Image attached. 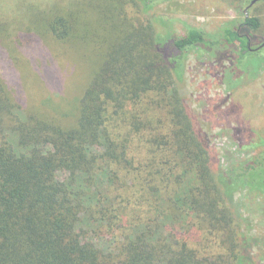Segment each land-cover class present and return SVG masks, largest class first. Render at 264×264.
I'll list each match as a JSON object with an SVG mask.
<instances>
[{"label":"trees","instance_id":"obj_1","mask_svg":"<svg viewBox=\"0 0 264 264\" xmlns=\"http://www.w3.org/2000/svg\"><path fill=\"white\" fill-rule=\"evenodd\" d=\"M61 1L17 6L29 30L99 62L71 125L24 108L0 73V264H244L229 201L245 187L264 192V136L214 171L181 86L194 49L228 59L237 85L259 15L245 32L231 20L216 34L186 23L178 33L176 18L153 12L176 0ZM7 26L0 14L5 38ZM23 35L25 46L37 37Z\"/></svg>","mask_w":264,"mask_h":264},{"label":"rangeland","instance_id":"obj_2","mask_svg":"<svg viewBox=\"0 0 264 264\" xmlns=\"http://www.w3.org/2000/svg\"><path fill=\"white\" fill-rule=\"evenodd\" d=\"M19 1L0 0V14L8 19L7 31L13 32L8 39L0 34L1 44L8 48L4 60L0 55V73L24 108L71 125L79 97L99 58L96 60L97 56L85 47L74 49L72 43L44 34L42 28L29 30L18 9ZM49 1L36 0L43 8ZM251 1H245L238 11L235 7L243 4L242 0H176L161 4L153 12L176 18L178 33L184 32L186 23L216 34L225 22L244 23L243 10ZM248 13L261 18V35L253 42L256 51L246 55L250 66L237 85L229 83V61L224 57H212L194 49L185 61L182 95L217 172H227L250 156L242 143L264 136V47L259 49L264 43V0L251 6ZM23 32L37 35L32 44H23L22 38H27L21 37ZM11 38L15 40L11 42ZM258 177L259 174L250 175L248 181H258ZM229 206L235 221L239 259L244 264H264V192L242 188ZM213 253H217L215 249Z\"/></svg>","mask_w":264,"mask_h":264},{"label":"flooded vegetation","instance_id":"obj_3","mask_svg":"<svg viewBox=\"0 0 264 264\" xmlns=\"http://www.w3.org/2000/svg\"><path fill=\"white\" fill-rule=\"evenodd\" d=\"M253 1V0H252ZM251 1V2H252ZM259 1H261V0H258L257 2H259ZM251 2L249 3V4H247L246 5V7H245V9L243 10V12L245 13V20L249 17V13H248V9L251 7L250 6V4H251ZM257 2H255L253 5H255ZM252 5V6H253ZM247 23H246V21H244V23H242V24H240L239 25V30H241L242 29V26H245ZM246 37H247V39H248V48L251 50V51H256L255 49L256 48H253L252 46H253V41L251 40V38L248 36V34L246 35ZM263 45V46H262ZM260 47H259V49H261V48H263L264 47V43L262 44ZM258 50V49H257Z\"/></svg>","mask_w":264,"mask_h":264},{"label":"water","instance_id":"obj_4","mask_svg":"<svg viewBox=\"0 0 264 264\" xmlns=\"http://www.w3.org/2000/svg\"><path fill=\"white\" fill-rule=\"evenodd\" d=\"M258 0H253L250 4V6H252L255 2H257ZM263 46V45H262Z\"/></svg>","mask_w":264,"mask_h":264}]
</instances>
